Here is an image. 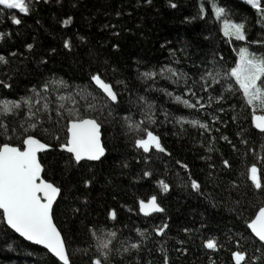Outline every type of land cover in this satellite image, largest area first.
<instances>
[{
  "label": "trees",
  "instance_id": "trees-1",
  "mask_svg": "<svg viewBox=\"0 0 264 264\" xmlns=\"http://www.w3.org/2000/svg\"><path fill=\"white\" fill-rule=\"evenodd\" d=\"M173 2L177 4L176 8L170 6L169 0H150V3L146 0H31L28 14L0 5V32L11 33L0 40V53L6 56L11 52L17 53L9 56V65H0V80L12 84L10 89L0 87V98H19L32 85H39L53 76L69 84L81 85L85 83L84 76L89 66L93 69L104 67L103 62L108 61L119 69L115 79L128 82L129 90L120 86L117 90L121 92L123 107L129 108L137 121H144V115L135 102L137 92L155 102L153 115L159 123L148 127L160 136L166 152L153 148L150 153H144L135 147L133 134L120 123L119 118L126 113L119 109L112 116L105 109L104 115L99 117L103 120L102 142L106 147L105 156L99 161H82L79 165L69 163L71 154L60 149L51 135L45 137L53 142L54 147L39 155L47 169L46 178L63 187V196L58 197L59 202L54 206V219L68 241L73 264H89L96 251L97 236L108 238L109 231L118 234L114 241L117 248L121 241H143L139 253L136 250L114 253L113 264H136L137 255L151 260V264H163V256L158 251L161 246L168 250L172 264H210V259L216 264H234L231 251L247 249L252 254L256 247H260L258 239L244 222L258 210L255 206L264 203V193L256 189L245 175L247 168L256 163L264 182V151L260 148L264 137L258 136L259 130L251 123V108H241V97L237 94L232 98L229 94V99L222 102L224 112H219L220 104L213 101L208 106V94L199 91L197 84L196 89L204 97L201 102L205 104L206 111L183 109L181 112L174 99L160 91H146L143 82L136 79L140 65H160L170 61L193 78L197 76L201 62L211 61L214 57H222L229 68L234 66L237 49L245 42H229L221 30L222 21L216 20L207 5L205 18H199L197 6L200 0ZM219 2L228 10L226 19L247 21L249 41L264 37L261 24L256 23L257 14L246 1ZM117 12L120 15H116ZM13 15L21 20L19 25L12 23ZM69 16L73 18L72 22L63 25L61 22ZM80 36L85 40L81 41ZM65 39H70L71 49L64 47ZM28 43L33 44L31 50L25 46ZM113 44H118L119 48H113ZM251 48L260 50L259 45H251ZM170 49L177 50L178 65L170 55ZM112 75L111 71L107 73L110 78ZM170 83L161 82L157 87L174 91L177 86L169 87ZM58 87L53 86L48 94L53 109L58 106ZM63 103L65 108L74 107L70 101ZM80 103L84 101L80 100ZM165 112L169 113V120L173 115L184 114L189 119L211 121L214 114L222 122L211 121L210 127L214 126L219 131L202 135L203 130L198 126L186 123L181 130L173 122H165ZM116 113L119 117L114 121ZM52 118H56L55 111ZM16 122L17 118L9 117V123ZM65 125L66 121L61 119L58 125L45 121L43 127L50 132L59 129V142L62 143ZM241 129L243 138L248 140L247 148L237 136ZM37 133L44 135L39 130ZM221 135L236 145L235 151L231 144L220 139ZM212 136L216 139L209 144ZM209 146L218 151L208 152ZM206 156L211 160L201 159ZM222 159H227L231 166H223ZM177 161L189 165L192 175L203 185V195L186 186L188 170ZM209 163L215 164L211 177L208 175ZM146 171L151 175L144 176ZM161 179L170 185L168 192H164L157 183ZM84 180L92 183L85 186ZM232 181L236 182L235 185ZM151 195L157 196L166 209L165 213H153L150 217L139 213V199L146 200ZM111 209L117 211L115 221L108 217ZM166 219L169 223L167 235L157 236L154 228ZM185 227L193 231L186 234L183 232ZM136 229H147L151 234L149 239L143 240ZM93 230L97 235L91 234ZM209 236H218L222 247L218 250L204 248L202 239ZM228 236L232 238L227 239ZM180 240L185 243L181 245ZM181 247L188 251L181 253L176 250ZM0 264H55V260L43 248L24 241L0 218Z\"/></svg>",
  "mask_w": 264,
  "mask_h": 264
},
{
  "label": "snow or ice",
  "instance_id": "snow-or-ice-1",
  "mask_svg": "<svg viewBox=\"0 0 264 264\" xmlns=\"http://www.w3.org/2000/svg\"><path fill=\"white\" fill-rule=\"evenodd\" d=\"M146 2L150 3V0H146ZM246 2L256 12V23L261 24V30L264 32V0H246ZM30 3L31 0H0V5L5 6L6 9H16L24 14L30 12ZM169 4L173 8L177 7L173 0H169ZM206 5L216 20L222 21L221 30L229 42H245L243 46L238 48V59L233 61L234 66L229 68L223 62L222 57L219 59L214 57L211 61H202L197 68V76L193 78L187 72L182 71L180 67H174L173 62L170 61L160 65H140L137 69L136 79L143 82L146 91H160L169 99H174L175 106L181 112L183 109L206 111L205 104L201 102L204 97L198 94L197 84L199 91L208 94V106H211L213 101L220 104L219 112H224L222 102L229 99V94L232 98L238 94L241 97L240 107L251 108V123L255 129L259 130L258 136L264 137V37L249 41L247 21L241 19L236 22L232 19H226L228 10L219 0H200L197 6L199 18H205ZM116 15H120V13L117 12ZM195 18L193 17V19ZM72 19L69 16L61 23L67 26L72 22ZM11 20L16 25L21 23V20L15 15L11 17ZM10 35V32H0V40ZM79 39L84 41L85 37L80 36ZM63 44L67 49L72 47L70 39H65ZM251 45H259L260 50H253ZM25 46L29 50L33 48L32 43ZM112 47L118 49L119 45L113 44ZM53 51L55 50L53 49ZM179 51L183 52L184 49ZM176 52L177 50L170 49V55L178 65L179 60L176 59ZM16 55V52H11L7 56L0 53V65H9V56ZM103 63L104 67L95 69L89 66L84 76L85 83L81 85L69 84L62 78L53 76L50 80H45L39 85H32L26 94L19 98H0V218L3 219L7 227L19 233L26 240L43 245L55 260V264H73V261L68 248V241L54 219V206L59 202L58 197L62 198L63 196V187L54 180L46 178L47 169L41 162L39 155L54 147L53 142H49L45 137L51 135L52 141L56 142L60 149L71 154L69 163L79 165L82 161H99L106 152V147L101 138L103 120L99 117L104 115L105 109H108L109 116H112L113 112L119 109L126 113L119 118L120 123L122 127L133 134L135 147L142 149L144 153H150L153 148L161 152L167 151L161 143L160 136L148 127V125L159 123L153 115L155 102L150 100L148 96L140 95L137 92L135 102L139 106L141 114L144 115V121H137L130 109L123 107L121 92L117 90V86L123 90H129L127 80L115 79L119 69L110 65L108 61ZM140 68L144 70L141 71ZM109 71L113 74L111 78L107 76ZM166 81L171 82L169 87L174 84L177 88L174 91H168L167 88L157 87L158 84ZM180 85H183L182 89ZM213 85L216 87L213 88ZM53 86H59L57 88L58 106L55 109L50 107L52 102L48 99V94L52 91ZM0 87L10 89L12 84L0 80ZM174 92L178 94H174ZM66 100L70 101L74 107L65 108L63 101ZM80 100H83L84 103L81 104ZM41 101H43L42 104ZM129 103H132L131 99ZM229 106L234 108L231 104ZM81 108L84 111H81ZM53 111L56 114L55 120L52 118ZM9 117L17 118L18 122L9 123ZM117 117H119V113H116V117L113 118L114 121ZM61 119L66 121L65 139L62 143L59 142V129L50 132L48 128L43 127L45 121L58 125ZM211 121L222 122L220 117L214 114L211 116ZM211 121L189 119L184 114L173 115L169 120V113L165 112V122H173L175 125H179L181 130L186 123L192 127L198 126L203 130L202 135L219 131L214 126L210 127ZM37 130L44 135L38 134ZM237 136L241 137V144L247 148L248 140L243 138V129L237 132ZM215 139L216 137L212 136L209 144ZM220 139L231 144L233 150H236V145L232 144L227 136L221 135ZM260 148L261 151H264V140H261ZM214 150L218 151L211 146L207 149L208 152ZM201 159L210 161L211 157L206 156L201 157ZM177 163L183 169L188 170L186 186L203 195V185L192 175L189 165L182 161H177ZM221 163L225 167L231 166L227 159H222ZM208 168L210 170L208 175L211 177V170L215 169V164L209 163ZM143 175L150 176L151 173L146 171ZM245 175L256 189L264 193L261 169H258L256 163L247 168ZM83 183L87 186L92 181L84 180ZM157 183L164 192L170 190V185L164 180H158ZM231 183L235 185L236 182L232 181ZM86 199L87 197H85ZM212 203L215 206L214 200ZM255 207H258V210L244 222L251 233L258 238L260 247H256L252 254L247 249L240 250L237 248V250L231 251L234 264H264V203ZM75 211L79 212V209H75ZM138 211L146 217H150L153 213H165L166 209L162 207L156 195H151L146 200L139 199ZM117 216L115 209H111L108 213V217L113 221L117 219ZM167 229H169V223L166 219L153 231L157 236H165ZM136 231L143 237V240H148L151 235L147 229H136ZM192 231L193 229L187 227L183 229L186 234ZM91 234L97 235L95 230ZM117 235L116 231H109L107 233L108 238L97 236L96 251L90 257L89 264H113L114 253H131L132 250L139 253L142 251V240H137L135 243L121 241L120 247L117 248L114 243ZM231 238V236L227 237V239ZM179 243L183 245L185 241L180 240ZM239 243L240 241L237 240L236 244L239 245ZM202 246L210 250H218L222 247L218 236L202 239ZM176 250L181 253L188 251L186 247ZM158 251L163 256V264H172L171 257L165 247H159ZM255 253H260V255ZM135 262L136 264H151V260L142 259L139 255L135 257ZM210 264H216V262L210 259Z\"/></svg>",
  "mask_w": 264,
  "mask_h": 264
},
{
  "label": "water",
  "instance_id": "water-1",
  "mask_svg": "<svg viewBox=\"0 0 264 264\" xmlns=\"http://www.w3.org/2000/svg\"><path fill=\"white\" fill-rule=\"evenodd\" d=\"M258 130V129H257ZM102 138V137H101ZM47 151V150H46ZM66 151V150H65ZM45 152V151H44ZM44 152H42V153H44ZM41 154V153H40ZM70 154V153H69ZM90 162H96V161H90ZM143 214V213H142ZM144 215V214H143ZM9 228V227H8ZM12 230V229H11ZM14 233H16L14 230H12ZM19 237H21L24 241H26V242H28V243H31V244H34V245H36V246H39V247H41V248H43L44 250H46L47 251V249L43 246V245H38V244H35V242H32V241H28V240H26V238H24V237H22V236H20V234L19 233H16ZM253 236H254V234H253ZM255 237V236H254ZM256 238V237H255ZM256 239H258V238H256ZM48 252V251H47ZM50 254V253H49ZM51 255V254H50Z\"/></svg>",
  "mask_w": 264,
  "mask_h": 264
},
{
  "label": "rangeland",
  "instance_id": "rangeland-1",
  "mask_svg": "<svg viewBox=\"0 0 264 264\" xmlns=\"http://www.w3.org/2000/svg\"><path fill=\"white\" fill-rule=\"evenodd\" d=\"M244 1H246V0H244ZM18 11H19V10H18ZM240 46H243V44H242V45H240ZM240 46H239V47H240ZM237 59H238V49H237Z\"/></svg>",
  "mask_w": 264,
  "mask_h": 264
}]
</instances>
